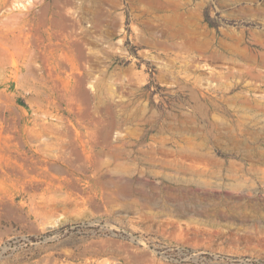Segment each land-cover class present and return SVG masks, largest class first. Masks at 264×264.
Returning <instances> with one entry per match:
<instances>
[{
  "label": "rangeland",
  "instance_id": "obj_1",
  "mask_svg": "<svg viewBox=\"0 0 264 264\" xmlns=\"http://www.w3.org/2000/svg\"><path fill=\"white\" fill-rule=\"evenodd\" d=\"M0 264H264V0H0Z\"/></svg>",
  "mask_w": 264,
  "mask_h": 264
}]
</instances>
